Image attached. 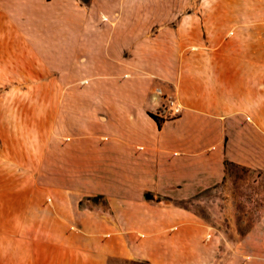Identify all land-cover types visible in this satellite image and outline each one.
Here are the masks:
<instances>
[{
	"label": "crops",
	"instance_id": "0c3cea01",
	"mask_svg": "<svg viewBox=\"0 0 264 264\" xmlns=\"http://www.w3.org/2000/svg\"><path fill=\"white\" fill-rule=\"evenodd\" d=\"M94 1L0 0V74L77 96L48 102L41 179L0 183V219L6 202L25 223L4 239L0 223V264H211L215 242L176 203L225 162L264 171V8L205 4L149 35L140 3L104 25Z\"/></svg>",
	"mask_w": 264,
	"mask_h": 264
},
{
	"label": "rangeland",
	"instance_id": "374dc122",
	"mask_svg": "<svg viewBox=\"0 0 264 264\" xmlns=\"http://www.w3.org/2000/svg\"><path fill=\"white\" fill-rule=\"evenodd\" d=\"M235 2L260 4L262 6L259 10L264 8V0H96L89 12L92 16L87 11L86 18L92 17L100 24L111 25L116 19L135 18L136 11L132 5L140 3L143 8L140 14L148 25H155L149 32L152 35L159 25H165L169 19L174 22L193 12L202 13L197 11L203 8L202 5ZM259 16L264 18V12ZM49 79L48 82V78L42 80L38 75L0 74L2 185L15 179H41L42 146L43 137L48 132V113L54 112L51 116L54 115L53 120L57 127L56 114L59 109L49 106L48 102L77 97L73 90L60 89L54 77ZM225 163L226 172L220 184L199 189L193 197L177 202L176 205L191 212L193 220L206 227L203 240L215 242L211 264H264V171ZM6 205L3 202V206L7 207ZM4 207L0 219L3 239L7 235L6 229L12 223H19L18 227L25 224L21 219L17 223L16 220H10ZM6 254L7 251L3 248V257H7ZM2 263L8 264V261L3 259Z\"/></svg>",
	"mask_w": 264,
	"mask_h": 264
},
{
	"label": "built area",
	"instance_id": "2783aa9c",
	"mask_svg": "<svg viewBox=\"0 0 264 264\" xmlns=\"http://www.w3.org/2000/svg\"><path fill=\"white\" fill-rule=\"evenodd\" d=\"M179 111V106H177L173 100H168L166 105L162 108L161 116L164 120L174 119L180 114Z\"/></svg>",
	"mask_w": 264,
	"mask_h": 264
},
{
	"label": "trees",
	"instance_id": "16d2710c",
	"mask_svg": "<svg viewBox=\"0 0 264 264\" xmlns=\"http://www.w3.org/2000/svg\"><path fill=\"white\" fill-rule=\"evenodd\" d=\"M78 1L86 7H88L90 5V2H91V0H78ZM151 117L157 122V126L160 127V123H159L158 119L152 115H151ZM225 166H226V163H225ZM145 198L151 199V197L148 194L145 195Z\"/></svg>",
	"mask_w": 264,
	"mask_h": 264
}]
</instances>
